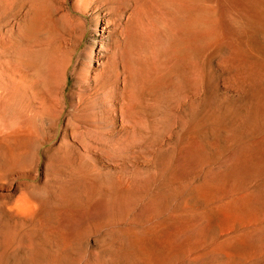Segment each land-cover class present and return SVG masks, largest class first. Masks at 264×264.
Here are the masks:
<instances>
[{
    "label": "rangeland",
    "instance_id": "374dc122",
    "mask_svg": "<svg viewBox=\"0 0 264 264\" xmlns=\"http://www.w3.org/2000/svg\"><path fill=\"white\" fill-rule=\"evenodd\" d=\"M16 132L0 264H264V0H0V138ZM23 198L29 222L4 212ZM141 238L168 258L133 255Z\"/></svg>",
    "mask_w": 264,
    "mask_h": 264
},
{
    "label": "bare ground",
    "instance_id": "6f19581e",
    "mask_svg": "<svg viewBox=\"0 0 264 264\" xmlns=\"http://www.w3.org/2000/svg\"><path fill=\"white\" fill-rule=\"evenodd\" d=\"M257 4V3H256ZM189 7V6H188ZM180 11V10H179ZM257 14V13H256ZM255 14V15H256ZM254 15V14H253ZM252 15V16H253ZM254 17V16H253ZM250 18V17H249ZM197 19V18H196ZM253 18H251L252 20ZM38 24V23H37ZM33 25V24H32ZM214 33V32H213ZM248 52L252 53V49H249ZM30 61V60H29ZM155 72V71H154ZM24 144V137L14 133V135L10 136L9 138H7L6 140H4V138H0V149L5 157V160H9L12 156V153L14 154L13 151H15L16 149H19L23 146ZM26 147V146H25ZM16 155V154H15ZM13 155V156H15ZM12 156V157H13ZM18 157V156H17ZM15 158V157H14ZM12 158V160L14 159ZM11 159L8 161H12ZM234 161H232L231 163H226L225 164V167L226 168H234ZM232 168V169H233ZM196 191V190H195ZM194 191V192H195ZM194 195L197 197V198H200V199H206L210 197V194L208 195L207 192H205L203 189L201 190H198L194 193ZM258 198L262 199L264 198V186H262L259 191H258ZM30 196V195H29ZM28 196V197H29ZM209 196V197H208ZM26 197V196H25ZM32 197V196H31ZM207 199V200H208ZM33 200L31 201L30 199H27V198H23V200L18 204L16 205L14 208L10 209V210H4L5 214L8 215V216H12V217H15V218H19V219H22V220H25V221H31L33 219V215H34V207H33ZM205 202V201H204ZM238 202V200H236V203ZM253 201L249 200V199H240L239 203L232 207L231 208V212L233 213V211H237L241 214V216L244 218V222L245 224H252V222L254 221V219L256 218V216L254 214H252L253 212L251 211V205ZM209 203L211 204V199L209 200ZM235 204V203H234ZM37 205V204H36ZM35 205V206H36ZM179 207V206H178ZM217 209V208H216ZM227 209V208H226ZM213 210V209H211ZM224 210V209H223ZM230 209L227 210V212L229 211ZM210 211V210H209ZM207 212V211H206ZM230 212V213H231ZM208 213V212H207ZM236 214V213H235ZM223 215H225V213L223 214L221 211H211L207 216H205L204 218H201L199 219L200 221H208L211 225H219L221 224L222 222H224L223 220ZM240 216V217H241ZM33 222V221H32ZM195 222V221H194ZM193 222V223H194ZM198 222V221H197ZM192 223V224H193ZM197 224V223H196ZM235 224V223H234ZM233 224V225H234ZM182 224H180L181 226ZM185 225H186V222H185ZM253 225V224H252ZM251 225V226H252ZM190 227V225H188ZM202 226V225H201ZM205 226V224H204ZM255 226V225H254ZM188 227V228H189ZM187 228V227H186ZM185 228V229H186ZM174 229V228H173ZM146 230V229H145ZM196 231V230H195ZM262 230H260V233L259 232H256V236H258L259 238L260 237H264V232H261ZM145 234V233H144ZM143 234V235H144ZM147 234V233H146ZM145 234V235H146ZM255 235V232L253 233ZM45 236V235H44ZM147 236V235H146ZM49 237V236H48ZM252 237V236H251ZM131 239V238H130ZM257 239V238H256ZM137 240V239H136ZM135 240V241H136ZM163 240L167 243V240H166V237L163 238ZM258 240V239H257ZM261 240V239H260ZM128 241V244H129V241L130 240H127ZM232 241V240H231ZM134 242V240H133ZM132 241H130V243H132V247H133V252L132 254L133 255H136V256H139V257H142L143 259H145L146 261H148L149 263H151V261L153 260H156V259H163V258H168V255H169V252L166 249H162L161 251L159 252H152L150 249L152 247V245L149 243L146 244L147 242V239H144V238H141L139 239L136 243L134 242L133 243ZM155 244H162L161 242H159L158 240H155L154 241ZM164 242V243H165ZM255 242V241H254ZM248 243L249 240L248 238H242L241 239H234L232 242H229L228 244L226 245H222L220 247H218L217 249H215L214 251L218 252L219 254H225V255H232V254H236V253H244V251L248 250ZM253 243V242H252ZM119 245V244H118ZM264 248V247H263ZM128 249V248H127ZM130 250V249H129ZM137 250V251H136ZM117 251V250H116ZM248 252V251H247ZM256 252V251H255ZM263 252V251H262ZM122 253V252H121ZM180 253V252H179ZM118 255V254H117ZM114 256V255H113ZM233 257H236L234 255H232ZM110 257V256H109ZM231 258V257H230ZM217 259V258H216ZM219 259V258H218ZM119 261V260H118ZM138 261V260H137Z\"/></svg>",
    "mask_w": 264,
    "mask_h": 264
}]
</instances>
